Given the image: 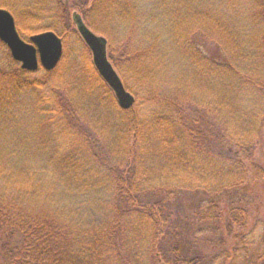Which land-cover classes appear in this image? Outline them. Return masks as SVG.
Masks as SVG:
<instances>
[{
  "label": "trees",
  "instance_id": "1",
  "mask_svg": "<svg viewBox=\"0 0 264 264\" xmlns=\"http://www.w3.org/2000/svg\"><path fill=\"white\" fill-rule=\"evenodd\" d=\"M0 8L24 40L54 32L64 48L29 73L0 40V264H264V0ZM75 13L108 40L130 111Z\"/></svg>",
  "mask_w": 264,
  "mask_h": 264
},
{
  "label": "water",
  "instance_id": "2",
  "mask_svg": "<svg viewBox=\"0 0 264 264\" xmlns=\"http://www.w3.org/2000/svg\"><path fill=\"white\" fill-rule=\"evenodd\" d=\"M74 22L78 33L93 57V64L100 77L113 91L119 107L129 111L135 105V97L127 91L121 77L108 57V40L94 33L75 13ZM0 40L9 48L13 59L21 69L35 73L40 67L47 72L54 71L63 56V42L53 32L34 35L25 42L17 31L13 15L0 8Z\"/></svg>",
  "mask_w": 264,
  "mask_h": 264
},
{
  "label": "rangeland",
  "instance_id": "3",
  "mask_svg": "<svg viewBox=\"0 0 264 264\" xmlns=\"http://www.w3.org/2000/svg\"><path fill=\"white\" fill-rule=\"evenodd\" d=\"M220 3L216 4V7L218 9ZM33 25V24H31ZM26 31V30H25ZM27 40V39H26ZM69 49H70V53L72 54L73 57H75L76 59H78L79 61H81L84 55V50H82V47L80 46V44L75 40H72L71 43H69ZM168 63L170 64V68L174 69L173 72L174 73H178L181 69V67L184 68L186 61L184 59H182L178 54L175 55H170L168 58ZM185 69V68H184ZM124 82V81H123ZM125 84V83H124ZM127 84V82H126ZM128 84H130V82H128ZM135 90H132L131 92H133L132 94L134 95L135 99H136V93L134 92ZM139 96V95H138ZM205 101V97H203V102ZM135 106V105H134ZM134 106L132 108H134ZM130 111V110H129ZM137 112V111H136ZM249 239H251V237H249ZM251 252L255 253L257 248V244L253 245L251 248ZM219 264V263H218Z\"/></svg>",
  "mask_w": 264,
  "mask_h": 264
}]
</instances>
